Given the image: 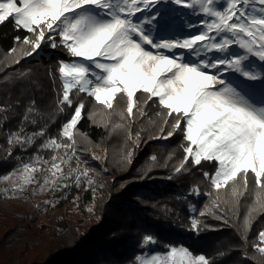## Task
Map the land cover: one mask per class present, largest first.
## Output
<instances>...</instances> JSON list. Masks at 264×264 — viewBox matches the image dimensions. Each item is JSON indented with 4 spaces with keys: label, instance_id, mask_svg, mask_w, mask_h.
I'll return each mask as SVG.
<instances>
[{
    "label": "snow or ice",
    "instance_id": "6c2138e0",
    "mask_svg": "<svg viewBox=\"0 0 264 264\" xmlns=\"http://www.w3.org/2000/svg\"><path fill=\"white\" fill-rule=\"evenodd\" d=\"M162 2L210 19L201 21L203 30L190 36L154 37L146 26L155 28L160 23L162 14L156 5ZM143 12L151 14L136 20L137 14ZM6 21L31 34L15 38L21 47L10 49L11 63L19 64L36 54L44 43L53 49L63 48L74 58L59 61L57 69L61 82L58 110L63 111L64 106L72 108L75 103L71 118L61 126L60 135L67 142L54 137L45 141L42 147L54 155L50 160L37 156L34 163L24 164L11 174L16 177L12 180L14 193L23 192L33 183L38 184L40 191L68 188L72 186L67 183L69 180L79 187L81 177L95 192L89 168L65 172L61 166L68 164L72 156L79 159L74 130L84 118L86 106L83 99L75 101L76 96L86 94L129 122L136 117L148 118L146 107L151 102L161 110L157 113L162 118L160 132L165 126L169 128L164 138L179 132L186 142L183 160L174 169L176 173L186 170L188 163L194 167L203 162L214 164L213 173H202L215 196L199 213L201 217L222 212L218 203L221 190L229 191L234 206H238L239 197L248 192L251 180L255 204L244 218L241 233L247 242L252 212L256 206L264 209V104L253 102L224 77L231 72L246 81L264 83V75L253 72L246 64L251 57L264 63V0H0V24ZM233 47L242 54L232 52ZM209 53L220 55L206 59ZM121 104L126 107L117 110ZM35 135L43 136L44 131L26 139L13 134L8 142L31 144ZM140 135L137 132L133 137L128 129V140L139 141ZM131 157V151L125 154L129 162ZM38 175H43L42 184ZM192 194L202 193L196 187ZM207 195L213 196V192ZM199 224L196 218L191 219L192 230H198ZM257 239L252 247L264 255V230ZM144 242L156 241L146 235ZM142 264L211 262L204 255L193 256L187 248L171 247L163 256L154 255Z\"/></svg>",
    "mask_w": 264,
    "mask_h": 264
},
{
    "label": "trees",
    "instance_id": "16d2710c",
    "mask_svg": "<svg viewBox=\"0 0 264 264\" xmlns=\"http://www.w3.org/2000/svg\"><path fill=\"white\" fill-rule=\"evenodd\" d=\"M172 6L168 3L165 9ZM30 35L17 30L13 22L0 24V179L21 165L34 163L37 156L50 160L53 151L42 145L53 137L67 142L60 135L61 126L71 118L75 107L74 103L72 108L64 106L59 111L57 106L61 93L58 62L71 59L63 48L53 49L44 43L36 54L19 64L11 63L10 49L21 47L15 38ZM231 51L242 54L237 47ZM249 60L246 64L250 70L264 75V63L253 61L255 57ZM242 83L249 84L244 91L254 90L264 97L261 81ZM81 99L86 107L84 118L74 130L75 148L82 169L90 170L95 192L84 177L78 187L83 194L72 203V196L66 203L51 206L52 200H36L33 196L21 199L0 192V264H141L146 253H167L171 247H184L194 256L212 258L211 264H264V255L252 247L264 230V209L255 207L247 242L241 238L244 218L255 204L251 180L238 206H234L229 191L221 190L218 203L222 212L201 217L199 213L215 196L202 173H213L214 164L203 162L194 167L188 163L186 170L174 171L183 160L186 142L179 132L167 140L159 139L169 128L165 126L160 132L162 118L157 113L161 110L156 104L147 105L148 118L136 117L129 122L86 94L75 97L77 102ZM125 107L121 104L117 110ZM118 124L122 126L116 127ZM129 128L133 137L140 132L139 141L128 140ZM41 130L44 135H35L31 144L8 142L13 134L26 139ZM136 144L138 147H134ZM92 151L106 152L107 159H93ZM129 151L131 162L125 159ZM75 157L61 166L69 167ZM196 187L201 195L192 194ZM209 192L213 196L207 195ZM70 203L72 207L67 206ZM221 215L223 219L218 218ZM193 217L200 221L198 230H192ZM146 235L156 242L145 244ZM221 236L229 239L227 248H214ZM221 253L226 254L223 257Z\"/></svg>",
    "mask_w": 264,
    "mask_h": 264
},
{
    "label": "rangeland",
    "instance_id": "374dc122",
    "mask_svg": "<svg viewBox=\"0 0 264 264\" xmlns=\"http://www.w3.org/2000/svg\"><path fill=\"white\" fill-rule=\"evenodd\" d=\"M167 5H168V3H164V2L160 3L159 5H156V8H158L162 14L160 23L158 25H156L155 28H152L151 26H146L147 30L154 37L173 39V38H181V37L190 36L192 34H196V33L203 30V28L201 27V21L210 19L206 15L193 14V10H191V9H184L182 7H179V6L172 4L173 6L171 7V10H174V9H176V11L180 10L179 12L174 13V11H171L170 9H167V10L165 9V8H167L166 7ZM150 14L151 13H149V12H143V13L137 14L135 19L141 20L142 18L147 17ZM215 56H217V54L211 53V55L208 54L205 58L206 59H213ZM72 59H74V58L71 57V59H69L67 61H70ZM249 61H251V60H249ZM253 61L260 62L258 58H255V60H253ZM93 70L99 71L96 69H93ZM224 78L228 82L232 83L234 86H237L238 89L241 90L242 93L245 94L247 97H249L253 102H255L257 104H264V97L261 98V97L257 96L256 92L254 90H252L253 93L244 91V88H246V86H248L249 84L248 83L243 84L242 81H244V80H241L243 78L239 77L238 74L228 72L225 74ZM164 137H166V136H163L162 138H159V139L160 140L162 139L163 141L168 139V138H164ZM90 155L92 156V158L94 156L98 157V159H95V160L105 161L107 159L108 154L104 151H99V152L92 151L90 153ZM73 160H74V163H72L69 167L64 168L65 172H67L68 169H81L82 170L83 163H80L79 159H77L76 157ZM21 167H22V165L19 166L15 171L10 173L9 175L5 176V177L10 176V179L5 180V179H3L4 177L0 179V192L5 193V194H9V195H13V196H16V197L21 198V199L28 198L29 196H33L34 199H36V200H42V201L52 200V201H50L51 206H55V203H57V202L66 203L67 201H69L71 199L70 198L71 196H72V200H71V203H72L74 201V199L79 198V194L80 195L83 194V189H79V191H78V187H76L73 184L72 180L67 181V183H69L70 185L72 184V186H70L68 188H63L62 190H60L59 193H57L56 191L53 192V191H47V190L46 191H40L39 186L36 183H33L32 185L28 186L26 188V190H24L23 192L14 193L12 191V180L16 179V177L11 176V174L18 172V170ZM37 180L42 184L43 183V175H38ZM71 203L67 206L70 207L72 205ZM67 206H65V207H67ZM65 209L66 208H64V210ZM229 242H230L229 239H227L224 236H221L220 239H218V243L216 244V246L214 248L225 249V248H227ZM177 248H179V247H177ZM18 252H19V249L15 251L14 258L18 257ZM217 253H218V251H217ZM164 254H166V253H162V254L146 253L145 256H143L141 258V264L145 259H151V257L154 255L163 256ZM225 254L226 253H221V255L223 257L225 256ZM200 255H202V254H200ZM195 256H197V255H195ZM233 260L236 263L235 257H233ZM210 262H213L212 258H210Z\"/></svg>",
    "mask_w": 264,
    "mask_h": 264
}]
</instances>
